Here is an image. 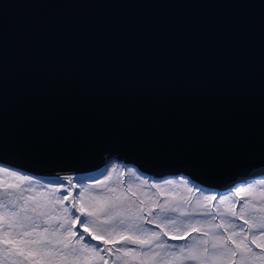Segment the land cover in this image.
<instances>
[{
	"label": "water",
	"instance_id": "water-1",
	"mask_svg": "<svg viewBox=\"0 0 264 264\" xmlns=\"http://www.w3.org/2000/svg\"><path fill=\"white\" fill-rule=\"evenodd\" d=\"M106 159L215 189L264 174V0H0V165Z\"/></svg>",
	"mask_w": 264,
	"mask_h": 264
},
{
	"label": "snow or ice",
	"instance_id": "snow-or-ice-1",
	"mask_svg": "<svg viewBox=\"0 0 264 264\" xmlns=\"http://www.w3.org/2000/svg\"><path fill=\"white\" fill-rule=\"evenodd\" d=\"M0 174L16 178L0 176V264H108L105 253H122L124 264H264V188L254 184L235 189L239 203L231 192L201 193L193 202L199 186L168 179L152 185L159 195L146 202L131 185L108 188L111 171L89 184H74L72 176L42 184L6 167Z\"/></svg>",
	"mask_w": 264,
	"mask_h": 264
},
{
	"label": "rangeland",
	"instance_id": "rangeland-1",
	"mask_svg": "<svg viewBox=\"0 0 264 264\" xmlns=\"http://www.w3.org/2000/svg\"><path fill=\"white\" fill-rule=\"evenodd\" d=\"M113 165H116L115 169H113ZM0 167H6L10 171H17V172H19L25 176H31L33 178V180L38 179L41 181L42 184H47L50 181L55 182L54 178L37 177L35 175L29 174L26 172H22V171H19V170H16V169H13V168H10L7 166H3V165H0ZM129 168L134 169L136 174L134 175L132 173H129L127 171V169H129ZM109 171L112 172V177L108 183V188L119 187L120 189H126V188H128L129 185H131L132 189L137 192V195L141 199H144L146 202H147L148 197H151L152 199L156 198L155 196L152 195L153 193H156L157 195H159L158 190L152 187L153 184H162V182L164 180L179 179L180 177H183V178L189 180V187H192L195 185L199 186L200 192H197L195 194V196L192 197L193 202H195L196 199H199L201 197V193L204 196H209V195L215 194L217 197H219L220 195H228L231 192V193H233V195L230 197V199L234 202L239 203L240 201L238 200V198L235 195V189L236 188H239V187L246 185V184H254L257 192L259 191V189L264 188V185H260L257 183V181L264 180V174L258 175L257 177H252L249 179L238 181L227 189H215V188H212L208 185L200 184L197 181L191 179L190 177H188L187 175H184L182 173L172 174V175H163V176H159V177L154 178V177L149 176L146 173H143L142 171H140L139 169H137L136 167H134L132 165H126V164L118 162L114 159H106L98 169H95L91 172H87V173H84V174L76 176V177H73L74 178L73 183L79 184L80 182H83L85 184H89V183H91L92 179L102 180L103 177L106 176ZM0 176H2L5 181H9V182H15V179H16L14 177H9L7 174H0ZM60 178H63V177H60ZM145 180L148 181L147 184L143 183V181H145ZM64 183L67 184L66 181ZM23 186L25 188H29L31 185L28 183H24ZM44 190L48 191L50 189L45 188ZM36 191H39V187H37ZM73 191L76 194H78V189H73ZM91 191L94 194H99L101 190L93 188V189H91ZM103 191L107 192V188L103 189ZM176 191L180 192V193L187 194L185 192V189H183L181 187H177ZM26 194H29V193H26ZM32 194H35V193H32ZM61 194L67 195V192H63ZM162 200H163V197H161V202H162ZM213 203L218 205L219 201L217 200ZM149 227H152V226H149ZM90 242L96 243L95 241H90ZM188 242H190V241H184V242L171 241V243H173V244L188 243ZM100 246H101V248L106 247L102 243ZM121 247H123V245ZM252 247L255 249V245H252ZM255 250L260 251L259 249H255ZM104 255L107 257L106 259L108 261L110 260V262H108V264L124 263L123 260L120 259V257L123 255L122 253H114V254L105 253ZM129 263L139 264V262L137 260H131L130 258H129ZM100 264H102V262H100Z\"/></svg>",
	"mask_w": 264,
	"mask_h": 264
},
{
	"label": "trees",
	"instance_id": "trees-1",
	"mask_svg": "<svg viewBox=\"0 0 264 264\" xmlns=\"http://www.w3.org/2000/svg\"><path fill=\"white\" fill-rule=\"evenodd\" d=\"M119 264H124V263H119ZM129 264H134V263H129Z\"/></svg>",
	"mask_w": 264,
	"mask_h": 264
},
{
	"label": "flooded vegetation",
	"instance_id": "flooded-vegetation-1",
	"mask_svg": "<svg viewBox=\"0 0 264 264\" xmlns=\"http://www.w3.org/2000/svg\"><path fill=\"white\" fill-rule=\"evenodd\" d=\"M107 257L105 256V259H106ZM110 261V260H109Z\"/></svg>",
	"mask_w": 264,
	"mask_h": 264
},
{
	"label": "clouds",
	"instance_id": "clouds-1",
	"mask_svg": "<svg viewBox=\"0 0 264 264\" xmlns=\"http://www.w3.org/2000/svg\"><path fill=\"white\" fill-rule=\"evenodd\" d=\"M108 262H110V261H108Z\"/></svg>",
	"mask_w": 264,
	"mask_h": 264
}]
</instances>
